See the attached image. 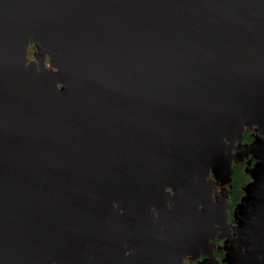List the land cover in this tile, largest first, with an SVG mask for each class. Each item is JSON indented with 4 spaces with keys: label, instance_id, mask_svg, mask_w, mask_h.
I'll list each match as a JSON object with an SVG mask.
<instances>
[{
    "label": "water",
    "instance_id": "95a60500",
    "mask_svg": "<svg viewBox=\"0 0 264 264\" xmlns=\"http://www.w3.org/2000/svg\"><path fill=\"white\" fill-rule=\"evenodd\" d=\"M200 258L264 264V0H0V264Z\"/></svg>",
    "mask_w": 264,
    "mask_h": 264
},
{
    "label": "flooded vegetation",
    "instance_id": "af4514ba",
    "mask_svg": "<svg viewBox=\"0 0 264 264\" xmlns=\"http://www.w3.org/2000/svg\"><path fill=\"white\" fill-rule=\"evenodd\" d=\"M252 133L251 132H247L245 137H244V142H249L251 140V137H252ZM246 136H249L248 139H245ZM253 163V162H252ZM236 166H241L242 168V171H243V174H244V163H241V164H236L233 166V173H234V169ZM245 176L248 177V175L244 174ZM233 177V175H232ZM250 181L249 177H248V181L244 184V186ZM233 178H232V182L230 185L227 186V190H228V197H227V201H228V208H227V211L229 213V223H231L232 225H234V223L232 222V213H233V210L235 208V206L240 202L241 198L243 197V188L244 186L241 187V195L239 197V199L234 202L233 204L231 203L232 202V197H233ZM222 190V187L221 186H217L216 187V190L214 192V197L220 193V191ZM222 241H218V240H215V244H216V250L214 252V255L217 259H222V256H223V252L221 250V247H222ZM221 255V256H220ZM200 260H202L201 258L199 260H196L195 262H192V261H189L187 260L184 264H196L197 262H199Z\"/></svg>",
    "mask_w": 264,
    "mask_h": 264
},
{
    "label": "trees",
    "instance_id": "16d2710c",
    "mask_svg": "<svg viewBox=\"0 0 264 264\" xmlns=\"http://www.w3.org/2000/svg\"><path fill=\"white\" fill-rule=\"evenodd\" d=\"M249 136H246L245 139H248ZM233 197L232 204L236 202L241 195V187L248 181V177L243 174L241 166H236L233 173ZM221 256V255H220Z\"/></svg>",
    "mask_w": 264,
    "mask_h": 264
},
{
    "label": "rangeland",
    "instance_id": "374dc122",
    "mask_svg": "<svg viewBox=\"0 0 264 264\" xmlns=\"http://www.w3.org/2000/svg\"><path fill=\"white\" fill-rule=\"evenodd\" d=\"M32 52H33V50H32V48L30 49V57H31V55H32Z\"/></svg>",
    "mask_w": 264,
    "mask_h": 264
}]
</instances>
